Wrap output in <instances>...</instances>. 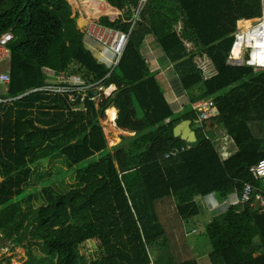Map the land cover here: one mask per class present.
<instances>
[{"label": "trees", "instance_id": "trees-1", "mask_svg": "<svg viewBox=\"0 0 264 264\" xmlns=\"http://www.w3.org/2000/svg\"><path fill=\"white\" fill-rule=\"evenodd\" d=\"M67 1L0 0V35H14L8 94L14 101L0 105V236L27 249L29 264H99L82 254L90 240L101 243L108 264H200L182 261L175 242L183 238L166 223L200 216L197 199L224 201L249 184L264 190V179L251 172L264 160V69L228 64L237 21L260 17L262 0H148L113 70L85 47L72 17L78 9ZM107 1L119 9L139 4ZM100 23L132 27L110 17ZM148 35L189 97L183 111L172 109L150 69L143 52ZM207 60L217 71L211 78L201 64ZM63 77L86 89L42 90ZM111 85L117 90L106 112L117 107V126L135 132L112 149L95 102L97 87ZM209 99L220 111L213 126L236 149L226 161L213 142L216 131L193 107ZM185 120L198 134L196 145L175 137ZM53 156L76 170L79 186L67 193L45 186L43 204L29 200L25 207L34 167ZM206 235L219 264H264V212L249 204L214 213ZM33 246L43 255L33 254Z\"/></svg>", "mask_w": 264, "mask_h": 264}, {"label": "rangeland", "instance_id": "rangeland-1", "mask_svg": "<svg viewBox=\"0 0 264 264\" xmlns=\"http://www.w3.org/2000/svg\"><path fill=\"white\" fill-rule=\"evenodd\" d=\"M69 3L72 8L78 9V12H76V15L74 16H76L78 25L81 29L85 27V25L83 24L84 20H86V22H98L95 19H88L84 11V0H69ZM114 13L115 14H104L99 17H110L111 19L116 20L118 18L117 10H114ZM252 22L254 24L258 22V20H253ZM245 26L249 27L246 24ZM240 27L242 26L240 25ZM153 53V57L149 56L150 58H147L151 71L154 73L156 79L160 83L165 76L168 77L171 82L170 85L172 87V93L175 94L176 97H178L176 101L178 104L176 112L183 111L184 107L190 104V101L187 93L182 88L180 79L176 75L175 70H173V65L168 63L166 57L163 56L159 52V50ZM153 63H155V65H153ZM201 64L203 69L205 70L206 78H211L217 74L215 66L210 60L202 62ZM107 89L108 88L105 87H97V96L95 102L98 111H100L99 119L104 130L108 147L112 149L120 144L122 138L131 137L132 132H125L122 130V128L116 127L115 123L108 121L106 107L109 98L113 97L115 92L112 94V96H107ZM206 125L208 128V124ZM211 129L215 130V126H213ZM220 130L224 132L222 128H220ZM115 140H118V144L116 146H112L111 141ZM231 147L235 151V148L233 147L232 143ZM73 171H68L66 161L63 157L60 156H53L52 158L45 160L44 162H39L37 167H34V172L29 183L25 186L26 195L25 198L22 199L23 205L26 207V203L29 200L34 206H39L40 204H43L44 197L42 190L45 186H53L64 193H67L72 188L78 187L79 182L77 179V173ZM63 172H65V174ZM197 201L199 204L201 203L203 205L202 208L204 209L200 216L190 219L189 221H187V223L186 221L182 223L180 220H173V223H166V226L170 229L171 224H176L177 226H173V228H171L170 230L176 232L177 237L180 236L183 238V241L177 240V242H175V246L179 247L180 251L184 250L183 254L181 255L182 261L188 259H196L197 261H199L200 264H219L217 259L213 257L210 258L209 256L213 249L206 235V225L210 222V219H212L214 213L210 210V208L207 207L203 200L197 199ZM204 212L207 213V218L204 217ZM24 244L28 245L29 242H26ZM32 251L35 255H43L39 247L33 246ZM81 251L82 254L85 255L87 260H97L99 264H108L107 260L102 257V255L104 254V250L99 241H88L81 247ZM29 259L30 257L28 255L27 249L15 246L12 241H9L4 238V235L0 236V264H9L7 263L9 260H11V264H29Z\"/></svg>", "mask_w": 264, "mask_h": 264}, {"label": "built area", "instance_id": "built-area-1", "mask_svg": "<svg viewBox=\"0 0 264 264\" xmlns=\"http://www.w3.org/2000/svg\"><path fill=\"white\" fill-rule=\"evenodd\" d=\"M147 2L148 0H139V4L137 6L131 3L127 4L124 9L115 7L114 10H117L118 13V18L116 20L123 19L126 23H132L130 32H125L111 26H105L98 22H86V20H84L85 27L82 29L79 28L84 34V39L99 45L103 49L102 52L107 53V57L104 58L105 61L102 63L106 64L108 68L113 70L119 65L127 50L131 35L138 23L141 21V15ZM108 4L111 5L109 2ZM128 11L132 15L131 18L127 19L126 14ZM116 20L112 19L114 22ZM253 20H258V22L253 24ZM247 21H251L249 27L241 24L242 22ZM240 25L242 27H240ZM13 39L14 35L11 30L0 35V105L8 104L14 101L12 99H8L9 85L11 82L10 63L12 56L10 44ZM239 42L240 50L239 54L236 56L234 54V50ZM253 55L255 57H253ZM254 60H260L263 63L260 64L257 61L254 62ZM228 64L232 66L249 65L257 68H264V0H262V15L260 17L256 19H241L237 21L235 41L231 55L228 59ZM82 84H84V82L79 79L63 77L57 79L54 84L49 86L47 85V87L42 90L52 93H67L76 90L73 88H77L78 90L86 89L79 87ZM193 107L200 113L201 121L208 124L207 129H211L213 127V119L218 117L220 114L215 100H204ZM214 126L216 131L218 126ZM215 137L216 138L213 142L217 146L223 159L226 161L234 154L231 148V138L228 134H224V132L217 133ZM190 149L192 148L190 147ZM251 172L256 178L264 179V160H262L257 167L253 168ZM198 200H203L213 213L218 212L219 210L218 213H215L216 215L226 212L232 206L247 204L260 212H264V190L256 188L251 184L244 187L242 194L233 193L224 201H220L216 195Z\"/></svg>", "mask_w": 264, "mask_h": 264}, {"label": "crops", "instance_id": "crops-1", "mask_svg": "<svg viewBox=\"0 0 264 264\" xmlns=\"http://www.w3.org/2000/svg\"><path fill=\"white\" fill-rule=\"evenodd\" d=\"M71 7V6H70ZM111 7H112V9L114 10L115 9V7L113 6V5H111ZM71 9H72V7H71ZM85 11V10H84ZM86 12V11H85ZM86 14H87V12H86ZM88 16V15H87ZM90 18V17H89ZM84 20V19H83ZM82 20V21H83ZM95 20H98V23H100V17L99 18H96ZM112 20V19H111ZM83 24L85 25V22L83 21ZM101 24V23H100ZM83 25V26H84ZM103 25V24H102ZM106 26V25H105ZM80 28V27H79ZM81 29V28H80ZM84 43H85V47L92 53V55L100 62V63H102V62H104L105 61V57H107L106 56V53L105 52H102V48L99 46V45H97V44H95L94 42H92V41H89V40H87V39H84ZM157 48V49H156ZM157 50H159V52L163 55V56H165L164 55V53H162V51L160 50V48L158 47V45L156 44V42H155V40H154V38L152 37V35H148V37L145 39V44H144V49H143V52H144V54H145V57H146V59L147 58H150V57H153L154 56V53L153 52H155V51H157ZM150 56V57H149ZM167 59V58H166ZM168 61V60H167ZM168 63L169 64H171L169 61H168ZM106 65V64H105ZM153 65H155V63H153ZM172 65V64H171ZM173 67V66H172ZM160 83V82H159ZM170 80L168 79V77H164V79L161 81V87H163L162 89H163V91H164V94H165V97H166V99L168 100V102H169V104L171 105V107H172V109L173 110H175L176 111V109L178 108L177 106H178V104H177V98L178 97H176V95L175 94H173L172 93V87H171V85H170ZM112 87H115L114 88V90L112 91V94L114 93V92H116V90H117V87L116 86H114V85H111V86H109V87H107L108 89L109 88H112ZM112 94L110 95V96H112ZM107 95V94H106ZM173 98H175V99H173ZM111 106H115V105H111ZM110 106V107H111ZM116 107V106H115ZM116 109L118 110V108L116 107ZM116 109H114V108H112V109H109V110H112V111H115ZM108 110V111H109ZM117 110H116V113H117ZM119 112V111H118ZM106 114H107V112H106ZM117 118H118V116H117ZM117 118H116V120H117ZM117 122V121H116ZM115 122V124H116V127H118L117 126V123ZM119 128V127H118ZM123 131H130V132H132V136L131 137H134L135 136V132L134 131H132V130H128V129H122ZM217 133H219L217 130H216V134ZM127 138H130V137H127ZM121 143V142H120ZM233 145V144H232ZM233 147H234V145H233ZM232 148V147H231ZM235 148V147H234ZM232 151L235 153V151H236V149H235V151H234V149H232Z\"/></svg>", "mask_w": 264, "mask_h": 264}, {"label": "bare ground", "instance_id": "bare-ground-1", "mask_svg": "<svg viewBox=\"0 0 264 264\" xmlns=\"http://www.w3.org/2000/svg\"><path fill=\"white\" fill-rule=\"evenodd\" d=\"M84 10L87 12L86 15H88L87 16L88 19H96L99 16L104 15V14H115L114 10L111 8V5H109L108 2L104 1V0H84ZM241 24H243L244 26H245V24L250 26L251 21L242 22ZM239 50H240V42L238 43V45L236 46V48L234 50V54L236 56L239 54ZM253 57H255V56L253 55ZM256 61L254 60V62H256ZM257 62L260 64L263 63L260 60H258ZM114 88L115 87L107 89V96H110L112 94V91L114 90ZM107 117H108V121L115 123L116 118H117L116 110L115 111H112V110L107 111ZM117 134H119V133H117ZM118 140L111 141L112 146H116L118 144Z\"/></svg>", "mask_w": 264, "mask_h": 264}, {"label": "water", "instance_id": "water-1", "mask_svg": "<svg viewBox=\"0 0 264 264\" xmlns=\"http://www.w3.org/2000/svg\"><path fill=\"white\" fill-rule=\"evenodd\" d=\"M175 137L181 138L183 141L191 145H196L199 142L198 134L193 129L191 120H185L175 128Z\"/></svg>", "mask_w": 264, "mask_h": 264}, {"label": "clouds", "instance_id": "clouds-1", "mask_svg": "<svg viewBox=\"0 0 264 264\" xmlns=\"http://www.w3.org/2000/svg\"><path fill=\"white\" fill-rule=\"evenodd\" d=\"M264 69V68H263Z\"/></svg>", "mask_w": 264, "mask_h": 264}]
</instances>
